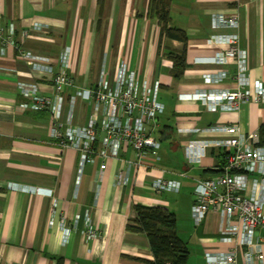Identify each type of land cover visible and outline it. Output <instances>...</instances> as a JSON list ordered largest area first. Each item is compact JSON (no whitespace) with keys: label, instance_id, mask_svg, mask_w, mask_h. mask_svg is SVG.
<instances>
[{"label":"crops","instance_id":"0c3cea01","mask_svg":"<svg viewBox=\"0 0 264 264\" xmlns=\"http://www.w3.org/2000/svg\"><path fill=\"white\" fill-rule=\"evenodd\" d=\"M148 1L0 0V27L4 34L9 29L13 33L11 44L0 52V264L153 261L145 235L126 229L135 217L133 205L161 207L175 214L176 233L189 252L186 264H205V253H225L232 247L221 241L224 236L217 215L208 214L198 227L190 219L194 184L221 173L220 150L207 149L200 163L193 166L187 164L183 150L189 142L227 135L178 130L222 125L235 126L242 134L259 132L264 123V99L255 96L254 83L264 85V0H170V25L188 37L186 69L177 81L171 76L172 64L163 48L179 54L183 44L162 39L157 49L159 31L146 16ZM233 14L238 15L236 29L219 27L217 17ZM23 30L26 36L21 34ZM213 35L221 40L236 35L238 46L245 51L253 97L237 111L211 112L202 103L187 99V94L196 91L235 87L233 60L222 65L210 63L226 49V45L208 43ZM66 47L67 74L74 87L65 91L61 101L62 131L68 124H87L92 105L74 93L94 87L102 71L113 82L124 63L136 72L140 85L158 83L157 100L163 113L156 120L153 135L159 141L160 160L152 169H135L130 163L134 160L132 150L122 147L117 158L105 160L103 171L98 169L99 159L80 170L77 152L61 147L49 136L50 108L14 109L16 104L28 102L18 93L19 82L35 83L42 94L55 95L52 74L32 68L23 54L49 59L53 73H57ZM211 77L220 82L206 84ZM94 148L99 149L98 141ZM119 171L125 177L121 185L115 180ZM181 173L184 176L179 178ZM159 175L179 181L178 192L155 193L150 182ZM247 191L248 196L253 195L251 184ZM182 209L185 220L178 224ZM86 219L97 232L95 238H86V230H91ZM238 264H245L240 255Z\"/></svg>","mask_w":264,"mask_h":264},{"label":"built area","instance_id":"2783aa9c","mask_svg":"<svg viewBox=\"0 0 264 264\" xmlns=\"http://www.w3.org/2000/svg\"><path fill=\"white\" fill-rule=\"evenodd\" d=\"M221 28L238 27V15L217 17ZM38 25L32 28H37ZM23 36L27 31L21 32ZM13 33L9 29L4 34L0 27V52L11 44ZM214 43L226 45L225 51L212 58L210 63L222 65L233 60L236 65L235 87L226 91H196L187 94V99L200 102L211 112L237 111L242 105L252 101L250 81L246 74V55L238 46L236 35H228L221 40L218 36L208 39ZM69 48L61 54L59 70L53 73L48 64L49 59L39 58L24 53L23 58L31 61L35 70L52 74L55 95L48 97L40 92L35 83H18L17 89L26 103L14 105L16 111L51 110L49 136L63 148H72L78 154L79 169L85 164L101 162L98 169L105 168L107 158H117L122 147L132 150L135 169L153 168L160 160L159 141L153 135L156 120L163 113V106L157 100L158 83H139L136 72L124 63L116 71L115 79L110 82L108 73L102 71L95 86L74 93L75 97L85 99L92 105V114L84 126L68 124L64 131L59 123L61 101L65 91L74 87V80L67 74L69 68ZM42 62V63H35ZM212 79V80H211ZM207 78L206 84L214 85L219 78ZM205 81V80H204ZM255 96L264 99V85L261 81L254 83ZM179 133L217 132L227 135L226 138L189 142L184 147V158L188 165L199 164L209 148L219 149L222 156L221 173L214 178L199 179L193 187V203L190 207V219L195 227L202 224L208 214H215L219 221L221 241L232 247L225 253H205V264H238L239 255L245 264L254 261L264 262V146L259 144V132L239 133L235 126L215 125L205 129H180ZM99 142V149L94 143ZM179 178L184 174L178 175ZM116 184L125 180L124 173L119 171L115 176ZM252 185L254 193L248 196ZM150 187L157 193L178 192L180 183L177 180L159 175L152 178ZM35 192V191H32ZM89 227V220L86 219ZM90 228V227H89ZM91 229V228H90ZM68 233V229H64ZM92 230V231H91ZM86 230L87 239L97 236L93 229Z\"/></svg>","mask_w":264,"mask_h":264},{"label":"trees","instance_id":"16d2710c","mask_svg":"<svg viewBox=\"0 0 264 264\" xmlns=\"http://www.w3.org/2000/svg\"><path fill=\"white\" fill-rule=\"evenodd\" d=\"M146 16L158 27L159 50L162 39L174 40L183 44L179 54L163 48L165 57L171 61V76L180 80L186 69L185 47L188 41L186 33L171 26L170 0H149ZM259 144L264 140V123L259 127ZM223 153L218 158L222 162ZM223 164V162H222ZM135 217L127 225L130 232L144 234L148 240L153 261H143L145 264H186L189 256L186 243L176 233V216L173 212L161 207H142L133 205Z\"/></svg>","mask_w":264,"mask_h":264},{"label":"rangeland","instance_id":"374dc122","mask_svg":"<svg viewBox=\"0 0 264 264\" xmlns=\"http://www.w3.org/2000/svg\"><path fill=\"white\" fill-rule=\"evenodd\" d=\"M164 154H165V153H164ZM154 192L157 193L155 190H154ZM164 193H165V192H164ZM158 194H159V193H158ZM182 212H183V209L179 211V213H180V217H179L178 224H182V223H183V220H185V219H184V216H183V214H182Z\"/></svg>","mask_w":264,"mask_h":264}]
</instances>
